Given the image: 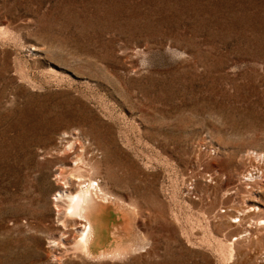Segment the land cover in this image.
Listing matches in <instances>:
<instances>
[{"label": "rangeland", "instance_id": "rangeland-1", "mask_svg": "<svg viewBox=\"0 0 264 264\" xmlns=\"http://www.w3.org/2000/svg\"><path fill=\"white\" fill-rule=\"evenodd\" d=\"M64 132L136 250H75ZM263 165L264 0H0V264H264Z\"/></svg>", "mask_w": 264, "mask_h": 264}, {"label": "bare ground", "instance_id": "bare-ground-1", "mask_svg": "<svg viewBox=\"0 0 264 264\" xmlns=\"http://www.w3.org/2000/svg\"><path fill=\"white\" fill-rule=\"evenodd\" d=\"M67 134L64 132L62 137H60V146H56L51 150L55 149L58 151L57 153L61 155H66L67 153L75 154L73 166L66 171L64 170L58 173V176L60 177L59 180L62 181L64 186L61 187V190L58 191L57 195H55V200H59L65 204L63 210L65 219L74 222V225L79 227L77 237L74 242L75 250L78 251L83 257L97 261L102 259L119 258L130 253L131 251L136 250L137 247L141 245L142 237L141 233L138 232V227L135 224L137 214L135 208L132 205L125 203L122 198L115 197L106 187L104 180L102 181L98 178L94 180L93 176H96L99 173L98 170H100V167L97 164L98 159L94 161L87 160V157L85 158L86 154L84 156L83 151L81 150L77 153L74 151L72 153L74 144L78 143L81 149H83L86 148L85 145H87V143L84 139H80L79 137L77 138L78 135L73 139V141H71L72 139L68 140L66 139L68 137ZM93 149H95V147ZM260 154L261 153L258 152L255 153V157L259 156ZM94 156L95 155H92V157ZM92 157L90 158L92 159ZM255 157L254 159H256ZM258 165L260 164L258 163ZM255 168L258 170V172H260L259 169L261 167L258 169L256 166ZM246 174L245 176H248V174ZM262 174L263 172L261 173V177ZM249 178L256 177L250 175ZM243 179L245 180L246 178L244 177ZM75 184L77 187L74 186ZM253 207L249 206L248 208L247 206L248 209L254 211ZM111 209H115V212L120 214L119 217L122 219V221L119 226L117 225L110 230L108 223L111 218L109 215ZM62 224L64 226L65 221H62ZM257 225L258 223L256 226ZM110 233V236H112V242H110L109 239ZM239 236H241V234H239ZM110 243L111 245L109 246Z\"/></svg>", "mask_w": 264, "mask_h": 264}]
</instances>
